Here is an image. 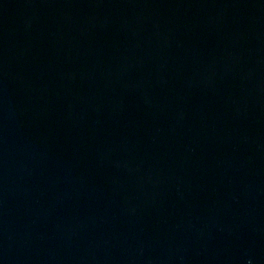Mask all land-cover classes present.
<instances>
[{
  "label": "water",
  "instance_id": "1",
  "mask_svg": "<svg viewBox=\"0 0 264 264\" xmlns=\"http://www.w3.org/2000/svg\"><path fill=\"white\" fill-rule=\"evenodd\" d=\"M0 264H264V0H0Z\"/></svg>",
  "mask_w": 264,
  "mask_h": 264
}]
</instances>
